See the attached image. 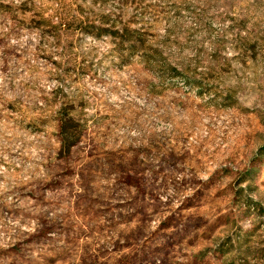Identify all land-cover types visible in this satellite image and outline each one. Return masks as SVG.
<instances>
[{
  "label": "rangeland",
  "instance_id": "1",
  "mask_svg": "<svg viewBox=\"0 0 264 264\" xmlns=\"http://www.w3.org/2000/svg\"><path fill=\"white\" fill-rule=\"evenodd\" d=\"M0 264H264V0H0Z\"/></svg>",
  "mask_w": 264,
  "mask_h": 264
},
{
  "label": "trees",
  "instance_id": "2",
  "mask_svg": "<svg viewBox=\"0 0 264 264\" xmlns=\"http://www.w3.org/2000/svg\"><path fill=\"white\" fill-rule=\"evenodd\" d=\"M87 24V23H85ZM102 23H99L98 25H95V21H92L89 23L91 30L89 32L94 33L96 36H100L102 34V32H109L112 34H116V35H124V31L125 29H106L104 27H102L101 25ZM63 25V21L61 22V19L58 23V27H61ZM80 26H82V24H80ZM121 33V34H119ZM131 47H133V45H130ZM73 121V116L70 114H65V115H61V117H59V138H60V144L61 147L60 149H62V151H66L69 152L70 149L78 142L79 140V133L75 132V131H69L67 128V125L69 123H72Z\"/></svg>",
  "mask_w": 264,
  "mask_h": 264
}]
</instances>
